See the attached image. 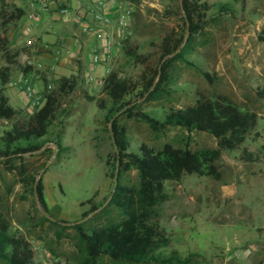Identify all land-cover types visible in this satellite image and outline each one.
<instances>
[{"label": "rangeland", "instance_id": "374dc122", "mask_svg": "<svg viewBox=\"0 0 264 264\" xmlns=\"http://www.w3.org/2000/svg\"><path fill=\"white\" fill-rule=\"evenodd\" d=\"M31 1L0 0V8L5 3L10 10L17 6L26 12ZM122 1L128 23L113 33V56L111 60H103L109 71L94 75L84 72L75 55L69 56L72 64L64 62L58 70L51 69L44 60V67L36 66L33 60L38 58L32 51L34 35L24 32V16L6 30L11 50L19 55L11 65L5 92L10 103L23 110L22 116L28 117L34 110L31 108L34 98L26 93V79L40 101L45 93L58 90L59 78L78 80L75 91L61 97L62 112L49 128L47 145L13 161L16 167L0 162V214L20 228L42 264H79L83 260L85 253L73 222L97 224L123 217L121 210L111 203L116 186L111 129L114 118L127 128L131 150H137L143 143L157 149L165 143L193 150L218 148L216 138L208 133L188 132L176 126L156 130L144 120L129 118L125 113L128 106L122 109L113 106L104 93L103 79L110 71L137 79L144 68L125 53V44L138 46L155 67L161 58L163 39L184 28L178 14L181 0ZM201 1L212 5L209 24L190 40L184 57L173 61L164 90L138 98L131 106L163 119L170 108L193 104L197 98L207 96L233 101L259 114L258 124L246 142L237 150L222 152L217 162L218 177L186 174L181 181L166 182L170 198L155 207L153 216L172 236L164 253L191 256L188 264H247L235 250L252 236L264 234V154L260 162L240 159L244 149L258 151L264 147V99L256 91L264 86V42L259 38L264 31V0ZM222 3L231 4L232 10L220 12ZM43 22L47 27L43 36L49 37L50 42L72 44L80 34L90 33L82 28L77 32L75 24L66 21L65 16L56 21L48 14ZM97 38L93 37L83 48L88 72H92L89 62L94 49L101 48ZM7 64L0 54V68ZM74 65L79 67L77 71ZM50 84L52 89L48 87ZM13 90L26 98H16ZM7 125L0 120L1 129ZM39 179L44 184L49 216H44L35 191ZM122 180L137 184L138 171L133 168ZM97 262L124 264L115 263L108 256Z\"/></svg>", "mask_w": 264, "mask_h": 264}, {"label": "trees", "instance_id": "16d2710c", "mask_svg": "<svg viewBox=\"0 0 264 264\" xmlns=\"http://www.w3.org/2000/svg\"><path fill=\"white\" fill-rule=\"evenodd\" d=\"M211 9L212 5L208 2L181 0L178 14L184 28L181 27L180 32L163 39L157 66L149 63L148 56L140 53L138 46L125 44V53L138 64L144 65V68L137 79L125 78L118 71H110L104 78L103 91L112 100L113 106L119 109L128 106L125 113L129 118L144 120L156 130L176 126L188 132L208 133L216 138L218 148L193 150L165 143L161 149H157L143 143L137 150H131L127 128L114 118L111 129L115 146L116 186L111 203L121 210L123 217L119 221L97 224L79 220L73 222L72 227L77 230L81 250L85 253L79 264H98L97 260L103 256H108L115 263L124 264H188L191 260V256L184 257L177 252L166 254L163 251L171 244L172 236L153 216L155 207L170 198L166 182L181 181L186 174L218 177L217 162L222 152L237 150L246 142L258 124L259 114L233 101L207 96L197 98L193 104L170 108L163 119L131 105L138 98H147L164 90L170 77L171 64L184 57L190 40L209 24ZM219 10L230 12L232 6L222 3ZM24 15L25 10L17 6L10 10L4 3L0 8V54L8 62L0 68V120L8 124L0 128V162L10 168L16 167L13 161L47 145L49 128L62 112L61 97L75 91L78 84L75 77L59 78L58 90L45 93L43 104L28 117L22 116L23 110L10 103L5 86L11 77V65L16 63L19 52L11 50L6 30ZM259 38L264 42V31ZM256 91L264 99V86L258 87ZM100 106L104 107V103H100ZM263 154L264 147L258 151L244 149L240 159L260 162ZM133 168L138 171V183L123 182L125 173ZM35 191L45 210L44 216H49L46 213L49 209L42 179L38 180ZM0 264H42L36 258L35 248L25 234L1 214Z\"/></svg>", "mask_w": 264, "mask_h": 264}, {"label": "crops", "instance_id": "0c3cea01", "mask_svg": "<svg viewBox=\"0 0 264 264\" xmlns=\"http://www.w3.org/2000/svg\"><path fill=\"white\" fill-rule=\"evenodd\" d=\"M56 4L59 6H67L68 8L72 9L76 7L77 3L75 0H57ZM56 4L52 5L50 9L41 12V15L34 22V30L32 35H34V37H38L40 42L33 44L32 51L34 57L38 58V60H33V61L36 62V64L38 62H41L43 64L42 60L47 61L49 62V66L51 69L58 70L59 67L63 66L64 62H70L72 64L73 62L69 60L71 59L69 56L75 55L79 57V59L81 60L82 69L88 75L89 74L94 75L95 73L104 72L105 70L109 71V67L107 65L108 63L106 61L104 62L103 60L104 59L111 60L110 58H112L113 56V52H114L113 33L115 32L116 28H119L117 24V19L120 17H124V2L122 0H110L106 6L107 12L113 18V21L110 27L108 28V39L113 45L112 53L109 56H105L103 54L104 46L106 44L105 38L102 35H98L95 31H92L90 33L80 34L81 35L80 38L73 39L72 44L60 40H56V41L54 40V42L48 41L49 37L43 36V33H47L46 32L47 27H45V22H43V18L45 17V15L48 14L53 15L54 20L56 21L61 20V18L65 16L66 21L75 24V30L77 32L80 33L81 28L83 30V22L78 21L75 18L73 10H71L66 15H60L58 13V10L55 9ZM29 7L26 10V12L29 11ZM93 37H98L97 39L100 43L101 48L94 49L93 56L89 62L92 72H88L87 71L88 63H86V56H85L86 53L83 52L84 50L83 48ZM75 42H77V44H75ZM97 52L101 54V60L98 61L97 63L95 62L94 65V54ZM72 67H74L73 69H76V71L79 68L77 65H74ZM13 94L16 95V98H26L23 93L18 94L15 90H13ZM235 253H237L241 261H244L247 264H264V234L252 236V238H250V240L247 243L243 244L242 248L236 249Z\"/></svg>", "mask_w": 264, "mask_h": 264}, {"label": "built area", "instance_id": "2783aa9c", "mask_svg": "<svg viewBox=\"0 0 264 264\" xmlns=\"http://www.w3.org/2000/svg\"><path fill=\"white\" fill-rule=\"evenodd\" d=\"M76 7L68 8L67 6H59L56 4L57 0H32L30 3L29 11L25 12L24 18L25 23L23 24V30L26 34H32L34 30V22L41 15V12H44L51 8L52 5H55V9L58 10L60 15H66L71 10L75 15V18L78 21L83 22V30L85 32L95 31L98 35H102L106 44L104 46L103 54L105 56H109L112 53L113 45L108 39V28L110 27L113 18L107 12L106 6L110 0H75ZM127 20L124 17H120L117 19V24L119 28H123L127 25ZM34 43H39L40 40L38 37H33ZM77 44V42H75ZM94 60L96 62L101 60V54L95 53ZM29 64H33L32 61L29 60ZM39 68L43 67L41 62L36 64ZM103 82V81H101ZM26 92L28 95L34 99L31 100V108L35 109L41 106L44 102L40 101L36 96L33 95V89L31 87L30 81L28 79L25 80ZM49 89H52V85L50 84ZM37 98V99H35ZM33 112V111H32Z\"/></svg>", "mask_w": 264, "mask_h": 264}, {"label": "water", "instance_id": "95a60500", "mask_svg": "<svg viewBox=\"0 0 264 264\" xmlns=\"http://www.w3.org/2000/svg\"><path fill=\"white\" fill-rule=\"evenodd\" d=\"M37 182H38V180H37ZM43 211L45 212V210L43 209ZM47 214H49V212H46Z\"/></svg>", "mask_w": 264, "mask_h": 264}]
</instances>
